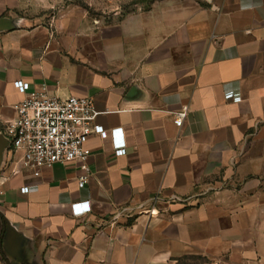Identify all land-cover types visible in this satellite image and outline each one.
<instances>
[{
    "label": "crops",
    "instance_id": "obj_1",
    "mask_svg": "<svg viewBox=\"0 0 264 264\" xmlns=\"http://www.w3.org/2000/svg\"><path fill=\"white\" fill-rule=\"evenodd\" d=\"M37 4L0 0V264H264V0H151L93 43ZM18 79L93 98L85 185L76 160L12 173Z\"/></svg>",
    "mask_w": 264,
    "mask_h": 264
},
{
    "label": "built area",
    "instance_id": "obj_2",
    "mask_svg": "<svg viewBox=\"0 0 264 264\" xmlns=\"http://www.w3.org/2000/svg\"><path fill=\"white\" fill-rule=\"evenodd\" d=\"M15 87L27 94L17 106V116L7 121L4 134L10 150L9 164H13L12 173L21 175L28 171L40 175L44 166L55 162L76 160L81 163L85 173L79 177V185L83 186L90 179V169L87 159L90 154L85 146L88 138L94 134L105 137L108 134L102 125L95 123L98 111L90 96L68 95L55 97L48 94L45 87L28 91L29 82L22 79L14 81ZM188 113L184 105L176 111L174 123L181 126ZM124 127L112 129L111 133H123ZM126 151L125 139L115 142V153ZM28 186L21 187L27 192ZM87 202L72 203L74 213L81 214L90 209Z\"/></svg>",
    "mask_w": 264,
    "mask_h": 264
},
{
    "label": "rangeland",
    "instance_id": "obj_3",
    "mask_svg": "<svg viewBox=\"0 0 264 264\" xmlns=\"http://www.w3.org/2000/svg\"><path fill=\"white\" fill-rule=\"evenodd\" d=\"M33 22L59 29L60 34L83 38L93 43L109 33V27L121 23L132 12L147 9L151 0H37ZM35 18V19H34ZM78 41V40H74ZM203 255L183 257L182 264H210Z\"/></svg>",
    "mask_w": 264,
    "mask_h": 264
},
{
    "label": "water",
    "instance_id": "obj_4",
    "mask_svg": "<svg viewBox=\"0 0 264 264\" xmlns=\"http://www.w3.org/2000/svg\"><path fill=\"white\" fill-rule=\"evenodd\" d=\"M8 264H9V261H8Z\"/></svg>",
    "mask_w": 264,
    "mask_h": 264
}]
</instances>
